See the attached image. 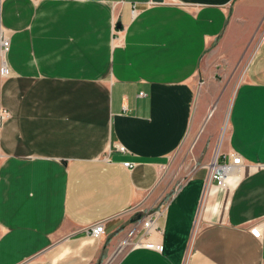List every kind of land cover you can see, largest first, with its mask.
<instances>
[{
    "label": "crops",
    "instance_id": "0c3cea01",
    "mask_svg": "<svg viewBox=\"0 0 264 264\" xmlns=\"http://www.w3.org/2000/svg\"><path fill=\"white\" fill-rule=\"evenodd\" d=\"M263 19L264 0H0V264H264V37L216 146L242 156L227 186L202 163L150 203L216 112L203 62L236 57ZM144 206L162 211L146 235Z\"/></svg>",
    "mask_w": 264,
    "mask_h": 264
},
{
    "label": "rangeland",
    "instance_id": "374dc122",
    "mask_svg": "<svg viewBox=\"0 0 264 264\" xmlns=\"http://www.w3.org/2000/svg\"><path fill=\"white\" fill-rule=\"evenodd\" d=\"M263 37L264 19L262 23L257 25L251 38L245 41V46L236 57H228V59L219 58L217 60H212L211 62H203L199 76L200 78H203L204 81L202 84L204 91L202 106L206 110L205 114L207 112L209 113V110L213 108L214 105L216 106V112L209 117L206 124L203 122L197 133L190 137L177 151L172 166L167 171L163 183L165 194L161 199L159 198V200L150 199L151 205H160L161 203L165 205L170 195L200 164L204 163L210 169L209 165L214 157L220 133L224 129L226 115L230 112L236 88L242 81L253 54L260 45ZM228 129L229 124L225 136L227 135ZM206 136L207 139L203 145L204 147L201 148L202 150L197 151L198 144L196 145V141L199 139L201 141ZM140 203L142 204V201L138 200L134 204L136 209ZM146 208L148 207H145V210L137 211L142 214L147 210Z\"/></svg>",
    "mask_w": 264,
    "mask_h": 264
},
{
    "label": "built area",
    "instance_id": "2783aa9c",
    "mask_svg": "<svg viewBox=\"0 0 264 264\" xmlns=\"http://www.w3.org/2000/svg\"><path fill=\"white\" fill-rule=\"evenodd\" d=\"M0 46H1V55H0V77H7L10 74V68L8 62L6 61L4 54L10 48V39L7 37L2 31H0ZM8 113L2 109H0V122L6 117ZM119 150L126 151V146L123 144H119L117 146ZM242 163V156L237 151L230 149L228 151H224L220 148L214 165L210 168L209 178L210 181H213L219 187H226L228 183V176L234 170H236L239 165ZM124 165L126 167H132L133 163L130 161H125ZM162 211L148 208L144 213L140 215L139 222L140 226L143 229V233L146 235L150 233L151 229L156 225V221ZM88 232L91 236L95 238H100L105 232V221L100 220L95 223H92L88 228ZM257 233V232H256ZM136 245L156 248L159 250L163 249L162 244L152 243L149 241L137 242ZM109 264V263H105Z\"/></svg>",
    "mask_w": 264,
    "mask_h": 264
},
{
    "label": "water",
    "instance_id": "95a60500",
    "mask_svg": "<svg viewBox=\"0 0 264 264\" xmlns=\"http://www.w3.org/2000/svg\"><path fill=\"white\" fill-rule=\"evenodd\" d=\"M123 246L124 245H119V247L115 250V252L113 253V255L110 257V259H109V261L116 255V253L118 252V251H120L122 248H123Z\"/></svg>",
    "mask_w": 264,
    "mask_h": 264
},
{
    "label": "bare ground",
    "instance_id": "6f19581e",
    "mask_svg": "<svg viewBox=\"0 0 264 264\" xmlns=\"http://www.w3.org/2000/svg\"><path fill=\"white\" fill-rule=\"evenodd\" d=\"M214 156H215V154H214ZM216 156H217V155H216ZM216 156L213 157V159H212L213 161L210 162V163H211V164H210V168L214 165V163H215V159H216Z\"/></svg>",
    "mask_w": 264,
    "mask_h": 264
}]
</instances>
